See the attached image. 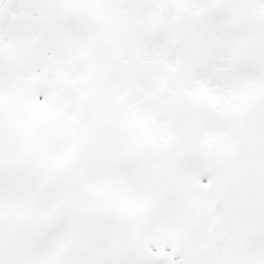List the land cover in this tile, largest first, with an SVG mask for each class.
Here are the masks:
<instances>
[{"label":"snow or ice","instance_id":"6c2138e0","mask_svg":"<svg viewBox=\"0 0 264 264\" xmlns=\"http://www.w3.org/2000/svg\"><path fill=\"white\" fill-rule=\"evenodd\" d=\"M0 264H264V0H0Z\"/></svg>","mask_w":264,"mask_h":264}]
</instances>
